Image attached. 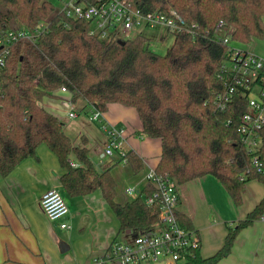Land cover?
I'll use <instances>...</instances> for the list:
<instances>
[{
  "label": "trees",
  "instance_id": "16d2710c",
  "mask_svg": "<svg viewBox=\"0 0 264 264\" xmlns=\"http://www.w3.org/2000/svg\"><path fill=\"white\" fill-rule=\"evenodd\" d=\"M128 1L145 14L176 10L197 25L195 35L176 33L173 46L160 55L141 35L124 45L92 36L89 23L58 14L49 0H0V31L17 34L45 25L36 40L11 43L0 65V175L8 177L46 145L66 170L61 181L69 197L101 191L122 232L142 233L159 223L156 207L145 201L154 186L148 184L136 200L118 204L111 170L98 172L86 145L76 146L64 123L44 108L45 98L66 88L74 103L84 101L103 113L112 104L136 109L141 136L161 142L158 174H168L179 186L212 176L242 206L250 182L264 186V130L261 148L249 152L239 133L241 116L251 111L247 98L238 90L225 110L218 108V97L229 93L224 67L230 53L216 41V33L222 23L221 32L232 30L234 45L243 48L264 39V0ZM73 157L77 168L71 165ZM127 157L140 172V156L129 152ZM263 216L264 198L244 220L228 226L225 243L214 256L203 258L199 248L183 253L179 264H218L231 255L239 234ZM177 218L192 230L186 216L177 213Z\"/></svg>",
  "mask_w": 264,
  "mask_h": 264
},
{
  "label": "crops",
  "instance_id": "0c3cea01",
  "mask_svg": "<svg viewBox=\"0 0 264 264\" xmlns=\"http://www.w3.org/2000/svg\"><path fill=\"white\" fill-rule=\"evenodd\" d=\"M245 49L264 58V39L253 41ZM70 99V94L59 91L55 97L45 98L42 105L64 123L66 135L76 146L86 145L98 172L111 170L116 183V202L125 205L136 200L138 197L128 195L127 189L133 186L140 194L143 192L148 185L147 173L156 169L160 161L161 142L149 137L143 139L136 109L110 105L105 118L114 126L126 128V150L143 161L142 170L136 173L130 163L122 165L117 158L104 154L107 136L97 123L89 120L86 102L74 103L76 112L85 116L69 118L65 102ZM71 162L80 166L75 157ZM65 173L58 157L41 145L37 158L25 160L8 177L0 175V264H91L102 258L114 242L132 240L128 231H121L120 221L101 191L85 197H69L61 181ZM53 189L61 192L67 201L70 214L65 221L70 229H62L61 222L50 221L41 210L42 196ZM178 192L177 213L190 220L192 231L200 240L203 258L214 256L225 243L228 226L235 227L264 198V186L252 181L243 194L242 206L237 207L212 176L178 185ZM218 264H264V221L244 229L231 255Z\"/></svg>",
  "mask_w": 264,
  "mask_h": 264
},
{
  "label": "built area",
  "instance_id": "2783aa9c",
  "mask_svg": "<svg viewBox=\"0 0 264 264\" xmlns=\"http://www.w3.org/2000/svg\"><path fill=\"white\" fill-rule=\"evenodd\" d=\"M56 12L67 19L84 21L90 25V35L99 37L105 42L128 41L136 38V30L141 27L161 29L165 32L163 40L176 33L185 32L195 35L196 24H190L176 10L154 11L147 14L135 10L128 0H52ZM220 23L216 33V41L227 47L230 60L224 67L229 93L218 97V108L225 110L232 102L233 94L240 90L247 98L250 112L241 116L239 133L242 142L249 152H257L261 148V131L264 130V58L253 51L235 46L232 30L221 32ZM45 25L40 24L35 30L21 29L17 34L0 31V65L9 54V46L20 39L36 40ZM61 92L68 93L66 88ZM68 116L74 119L79 116L75 104L70 99L65 102ZM91 122L97 123L100 130L107 136L104 154L117 158L122 165L129 164L126 150L127 130L114 126L107 121L105 113L89 106L85 109ZM230 124V123H229ZM254 163H260L254 157ZM72 167L79 165L71 162ZM147 184H152L155 191L146 198V204L156 207L159 223L142 233L128 231L132 236L129 242H114L102 258L95 259L91 264H158L169 261L174 264L181 262V256L188 251L198 250V235L183 228L177 218L180 202L178 184L168 174L162 175L151 169L146 175ZM127 194L137 198L142 195L135 187H129ZM40 207L50 221L61 222L62 229H70L65 221L70 209L58 190H49L41 198ZM264 221V216L261 219Z\"/></svg>",
  "mask_w": 264,
  "mask_h": 264
},
{
  "label": "rangeland",
  "instance_id": "374dc122",
  "mask_svg": "<svg viewBox=\"0 0 264 264\" xmlns=\"http://www.w3.org/2000/svg\"><path fill=\"white\" fill-rule=\"evenodd\" d=\"M49 1H52V0H49ZM136 34L146 37L149 40L150 49L160 55H165L167 51L173 46L174 40H175L174 36H171V35L168 36L165 40H163V37L165 36V32L161 29L154 30V29H149L147 27H141L136 30ZM79 116H85V115L81 113ZM147 138L148 137L146 136L143 137V139L145 140ZM254 184H257V183H254Z\"/></svg>",
  "mask_w": 264,
  "mask_h": 264
},
{
  "label": "water",
  "instance_id": "95a60500",
  "mask_svg": "<svg viewBox=\"0 0 264 264\" xmlns=\"http://www.w3.org/2000/svg\"><path fill=\"white\" fill-rule=\"evenodd\" d=\"M119 44L124 45L125 41H119Z\"/></svg>",
  "mask_w": 264,
  "mask_h": 264
}]
</instances>
